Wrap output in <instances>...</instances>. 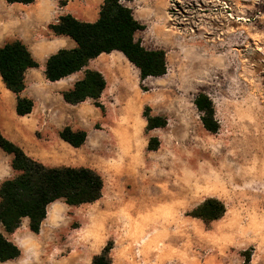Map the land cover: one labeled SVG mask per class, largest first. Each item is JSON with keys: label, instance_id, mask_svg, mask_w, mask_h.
<instances>
[{"label": "rangeland", "instance_id": "1", "mask_svg": "<svg viewBox=\"0 0 264 264\" xmlns=\"http://www.w3.org/2000/svg\"><path fill=\"white\" fill-rule=\"evenodd\" d=\"M166 12L177 30L163 45L168 71L146 80L131 112L149 107L168 124L132 138L98 123L77 163L102 175L103 196L58 200L12 264H91L109 241L113 264H264V0H168ZM148 28L139 38L158 48ZM200 92L213 99L216 133L201 121ZM209 197L225 214L191 215Z\"/></svg>", "mask_w": 264, "mask_h": 264}, {"label": "trees", "instance_id": "2", "mask_svg": "<svg viewBox=\"0 0 264 264\" xmlns=\"http://www.w3.org/2000/svg\"><path fill=\"white\" fill-rule=\"evenodd\" d=\"M34 0H8V2L31 3ZM134 0H104L100 17L95 22H84L71 14L62 15L57 23L51 24L56 34L71 36L78 46L72 50L61 49L51 55L47 61V78L56 81L83 69L89 61L103 52L122 51L135 64L141 73L142 81L149 76H163L168 71L166 51L149 49L141 39H135V32L144 29L135 19L133 9L126 2ZM61 3L65 4L64 0ZM28 47L16 40L0 46V74L7 88L17 93V112L26 115L33 110L34 102L21 97L25 88V72L29 67L38 66ZM106 87L102 73L86 70L85 77L76 82L75 87L64 92L67 102L77 104L88 98L105 111L100 102ZM144 88V85L141 84ZM201 112V121L206 130L216 133L220 122L216 118L213 99L200 92L194 99ZM148 108L144 111L147 118V130L165 127L168 119L162 115H151ZM84 130L74 131L66 126L60 136L75 147L82 146L87 139ZM160 139H149L148 149L156 150ZM0 147L13 154V168L17 174L6 179L0 185V261L5 262L21 255V249L6 234L13 233L29 218L30 229L39 233L43 221L47 218L48 207L57 200H64L71 206L94 203L103 196L104 179L96 170L87 166L50 167L30 157L17 144L7 139L0 131ZM226 212V205L215 197L207 198L196 207L191 215L206 222L220 219ZM113 241H109L102 251L94 255L91 264H113L111 250Z\"/></svg>", "mask_w": 264, "mask_h": 264}, {"label": "crops", "instance_id": "3", "mask_svg": "<svg viewBox=\"0 0 264 264\" xmlns=\"http://www.w3.org/2000/svg\"><path fill=\"white\" fill-rule=\"evenodd\" d=\"M34 0L31 3L0 0V46L8 42L20 40L31 52L38 66L29 67L25 72V88L20 92L21 97L33 100V110L20 115L17 112V93L7 88L0 74V131L27 155L50 167L85 166L77 163V154L82 147L90 144L94 136V127L101 123L103 129H125L134 138L145 133L147 118L144 113L139 117L132 114L134 105L144 103L137 101L134 96H141L139 89L145 85L149 76L142 81L140 69L133 64L120 50L109 53L103 52L91 59L83 69L69 74L59 80L47 78L46 67L48 58L61 49L72 50L78 46L75 39L68 35L56 34L50 27L57 23L60 16L71 14L84 22H95L100 17L104 0ZM133 14L144 29L135 32V39H140L142 31L148 26L154 39L159 43L158 48L168 52L164 44H169L176 36L177 30L172 25L171 17L166 12L168 0H134ZM94 70L103 74L106 87L101 94L100 102L105 111L95 105V100L88 98L77 104L69 103L64 98V92L75 87L76 82L83 79L86 70ZM121 105L123 117L121 123L115 126L114 110ZM142 111V110H141ZM134 123L138 124L134 126ZM70 126L74 131L84 130L87 139L80 147H75L60 136V132ZM148 147V145H147ZM13 154L0 147V185L6 179L17 174L13 168ZM58 200L48 207L58 205ZM48 216V215H47ZM45 221V220H44ZM43 221V222H44ZM43 224V223H42ZM23 227V229H22ZM36 234L30 229L29 218L25 217L22 225L13 233L6 234L21 249V255L5 264L16 263L24 257L27 248V238Z\"/></svg>", "mask_w": 264, "mask_h": 264}, {"label": "bare ground", "instance_id": "4", "mask_svg": "<svg viewBox=\"0 0 264 264\" xmlns=\"http://www.w3.org/2000/svg\"><path fill=\"white\" fill-rule=\"evenodd\" d=\"M52 209V208H51ZM50 212V211H49Z\"/></svg>", "mask_w": 264, "mask_h": 264}]
</instances>
